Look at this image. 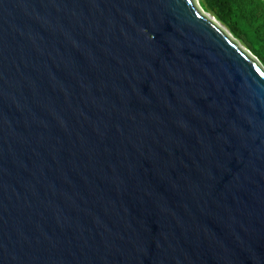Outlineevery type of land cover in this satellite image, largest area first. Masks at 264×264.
<instances>
[{
	"label": "water",
	"instance_id": "1",
	"mask_svg": "<svg viewBox=\"0 0 264 264\" xmlns=\"http://www.w3.org/2000/svg\"><path fill=\"white\" fill-rule=\"evenodd\" d=\"M0 264H264V67L197 0H0Z\"/></svg>",
	"mask_w": 264,
	"mask_h": 264
},
{
	"label": "trees",
	"instance_id": "2",
	"mask_svg": "<svg viewBox=\"0 0 264 264\" xmlns=\"http://www.w3.org/2000/svg\"><path fill=\"white\" fill-rule=\"evenodd\" d=\"M264 67V0H198Z\"/></svg>",
	"mask_w": 264,
	"mask_h": 264
},
{
	"label": "rangeland",
	"instance_id": "3",
	"mask_svg": "<svg viewBox=\"0 0 264 264\" xmlns=\"http://www.w3.org/2000/svg\"><path fill=\"white\" fill-rule=\"evenodd\" d=\"M197 2H198V0H197ZM205 13H207V12H205ZM208 15H210V16H212L215 20H217L211 13H207ZM218 21V20H217ZM219 22V21H218ZM220 23V22H219ZM221 24V23H220ZM222 25V24H221ZM225 27V26H224ZM226 28V27H225ZM227 29V28H226ZM228 30V29H227ZM229 31V30H228ZM232 35V34H231ZM241 44V43H240ZM243 47H244V45L243 44H241ZM245 48V47H244ZM246 49V48H245ZM247 50V49H246ZM247 51H249V50H247ZM250 53V52H249ZM251 54V53H250Z\"/></svg>",
	"mask_w": 264,
	"mask_h": 264
}]
</instances>
